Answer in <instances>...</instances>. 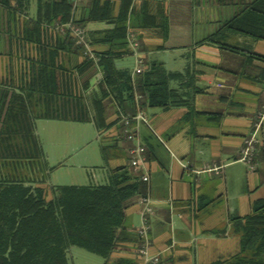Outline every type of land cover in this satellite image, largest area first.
Wrapping results in <instances>:
<instances>
[{"label": "crops", "instance_id": "obj_1", "mask_svg": "<svg viewBox=\"0 0 264 264\" xmlns=\"http://www.w3.org/2000/svg\"><path fill=\"white\" fill-rule=\"evenodd\" d=\"M23 1L28 5L24 14L16 9L18 0H10L11 9L0 3V91L25 87L30 82V69L38 67L39 50L44 44L55 43L46 37L41 45L26 40L25 22L36 19L39 0ZM240 1L85 0L75 14L88 36L89 46L101 54L111 50L103 39L114 30L115 23L89 21L93 3L100 7L109 4L114 21L128 7L127 33L137 37L139 54L146 65L159 62L168 74H195L196 86L205 90L201 95L191 96L194 113L188 107L142 110L148 125H141L139 133L148 162L145 168L134 171L127 155L129 143L123 118L135 115V106L127 104L125 109H120L111 98H105L100 92L103 78L100 70L96 73L90 69L81 75L82 92L92 120L88 124L96 129V141L105 139L111 151L106 162L101 155L107 176L111 178L118 168L128 166L140 182L143 176L149 177L147 183H142L144 194L150 195L154 203L150 253L159 258L160 264H214L235 258L241 243L231 220L247 217L254 204L264 200V120L256 138L254 171L240 158L245 140L255 131L264 108V63L248 57V53L264 56V41H253L241 62L215 43L199 44L235 17ZM230 37L228 33L219 40L229 43ZM129 58L134 63L130 64ZM82 62V57L67 54L63 64L73 69ZM117 63L120 69L131 73L136 67L133 54ZM171 87L177 88V83L172 82ZM10 97L11 94L0 95V114ZM99 102L105 109V126L100 131L94 120ZM205 114H221V117ZM37 121L45 120L35 121L36 133ZM45 161L48 164L46 155ZM242 165L247 171L248 186L244 197L231 190L239 174H245ZM213 169L218 170L207 171ZM139 198L127 211L126 226L131 236L120 242L109 264L139 263L141 240L134 232L141 226Z\"/></svg>", "mask_w": 264, "mask_h": 264}, {"label": "trees", "instance_id": "obj_2", "mask_svg": "<svg viewBox=\"0 0 264 264\" xmlns=\"http://www.w3.org/2000/svg\"><path fill=\"white\" fill-rule=\"evenodd\" d=\"M18 1L16 9L24 14L28 5ZM240 2L235 17L200 45L215 43L222 50L240 54L244 51L220 41V37L235 33L264 41V0ZM0 3L11 9L10 0ZM73 3L38 1L36 19L25 22L26 40L41 45L46 37L55 43L44 44L39 50L38 67L30 69V82L25 87L0 91V95L11 94L0 114V264H69L72 249L84 250L109 264L120 242L131 236L126 226L127 211L135 199L146 194L143 183L128 166L114 171L105 186L50 187L53 197H48L47 177L52 169L46 164L35 121L91 122L82 92L83 73L100 70V92L120 109L127 104L134 105L135 110L138 106L141 110L188 107L194 113L191 96L205 92L196 86L195 74H168L159 62L146 65L144 73L137 76L118 67V60L132 55L127 49L128 7L114 21L109 4L100 7L93 3L88 20L114 22L115 28L103 39L111 50L101 54L93 50L97 61L85 57L86 50L77 45L75 38L59 30L71 20L82 27L75 19L79 7L75 10ZM67 54L82 57L83 62L70 69L63 64ZM248 54L250 59L264 63V56ZM172 82L177 83V88L171 87ZM137 97H141L138 102ZM97 106L94 120L100 131L105 126V109L101 102ZM109 149L102 147L105 162ZM231 221L241 250L235 258L214 264H264V200L256 202L247 217Z\"/></svg>", "mask_w": 264, "mask_h": 264}, {"label": "rangeland", "instance_id": "obj_3", "mask_svg": "<svg viewBox=\"0 0 264 264\" xmlns=\"http://www.w3.org/2000/svg\"><path fill=\"white\" fill-rule=\"evenodd\" d=\"M229 44L243 50L234 57L242 61V57L252 47L253 40L247 36L230 34ZM249 41H242V40ZM251 45V46H250ZM130 64L134 63L129 58ZM128 60V61H129ZM37 135L43 143V150L47 157L48 165L56 167L48 175L47 192L51 197L50 187L62 186H105L110 178L107 176L105 163L101 158L102 147L108 145L105 139L96 141L98 134L92 124L37 121ZM260 136L258 137V139ZM109 154L111 151L109 150ZM108 154V155H109ZM84 166L85 168H81ZM243 172L239 179L232 185L236 195L244 197L247 194L246 168L242 165ZM245 175V176H244ZM237 202L233 203L236 204ZM69 264H103V260L81 249H72L68 256Z\"/></svg>", "mask_w": 264, "mask_h": 264}, {"label": "built area", "instance_id": "obj_4", "mask_svg": "<svg viewBox=\"0 0 264 264\" xmlns=\"http://www.w3.org/2000/svg\"><path fill=\"white\" fill-rule=\"evenodd\" d=\"M85 0H73V4L76 8H78L79 4H81ZM61 32H68L71 36H73L76 40L78 46H81L86 50L85 57L97 61L93 49L88 44V36L86 35L85 30L75 24L72 20L70 23L66 25H62L59 27ZM128 48L131 49L133 56L135 57L136 67L132 72L133 76L141 75L146 70V64L142 60L139 52L140 45L135 34L128 32L127 38ZM264 93V90H263ZM141 99V97H137V101ZM264 120V108L263 112L259 114V121L255 124V131L253 134L245 140V146L241 151V162L248 166L250 171H254V155L256 150V138L261 130L262 122ZM124 132L126 133V140L129 143L127 149L128 159L130 161V168L134 171H138L147 166L146 154L147 149L142 145L140 140L139 128L141 125H148L147 118L144 117L141 108L137 107V113L131 117H124ZM218 169L207 170L217 171ZM143 183H147L149 181V177L143 176L141 178ZM139 207V215L141 218V226L136 230L137 234L141 240V247L138 251V264H160V260L158 257L151 255L150 253V239H149V230H150V217L154 214V203L150 195L141 196L137 202Z\"/></svg>", "mask_w": 264, "mask_h": 264}]
</instances>
